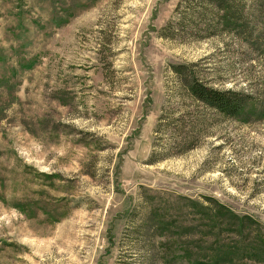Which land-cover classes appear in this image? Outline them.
<instances>
[{
    "label": "rangeland",
    "instance_id": "rangeland-1",
    "mask_svg": "<svg viewBox=\"0 0 264 264\" xmlns=\"http://www.w3.org/2000/svg\"><path fill=\"white\" fill-rule=\"evenodd\" d=\"M200 7L0 0V264H192L170 251L173 234L143 229L151 201L194 230L188 198L252 218L264 249V114L196 106L172 69L264 97V20L248 41L215 35L190 19ZM178 117L201 130L189 149L172 134ZM239 255L264 264L259 251Z\"/></svg>",
    "mask_w": 264,
    "mask_h": 264
},
{
    "label": "trees",
    "instance_id": "trees-1",
    "mask_svg": "<svg viewBox=\"0 0 264 264\" xmlns=\"http://www.w3.org/2000/svg\"><path fill=\"white\" fill-rule=\"evenodd\" d=\"M197 1L201 7L196 13L197 15L192 13L190 19L194 21L196 17H199L200 21L206 24L205 30L211 31L215 35L231 34L241 40L248 41L253 33L251 24L256 17L264 20V0ZM253 13L257 15L254 18ZM194 67V65L172 66V69L180 76L181 88L178 92L194 105L200 104L222 117L232 119L241 118L244 114L253 117H261L264 114V97H256L254 93L244 90L214 87L200 77L199 72ZM250 107H253L251 111ZM189 114L191 120H196L197 123L201 121L197 112ZM174 125L175 130L172 134L179 133L175 135L182 137L184 144H186L182 149L191 148L189 142L191 139L193 141L196 135L201 134V130L195 131L196 124L191 127L192 129H186L185 121L181 117L174 119ZM193 133L195 135L192 136ZM206 200L204 202L187 199L188 207L193 210L191 214L200 217V219H194L193 222L195 223L187 224L196 225L192 231L189 227H183L185 225H179L180 221L178 220L180 219L178 218L175 222L169 223L165 216L160 215V209L151 208L152 203L150 201V207L145 212L143 229L147 230L152 227L151 233L154 232V235H164L165 232H169L170 235L173 234L174 236L171 235V237L176 239L175 242L173 241L174 247L170 246V251L176 248L178 253L172 252V254H178L192 264H221V262L238 264L240 252L259 251L264 253L260 239L256 240V244L250 241V231L254 224L252 218L237 214L215 198L206 197ZM173 228H176V231H170ZM224 231L232 233L235 237L234 240L224 239L222 236ZM188 238H192V240ZM149 241L151 242V239ZM147 249L151 250L150 247ZM170 261L169 256L164 255L162 257L163 264L170 263Z\"/></svg>",
    "mask_w": 264,
    "mask_h": 264
}]
</instances>
